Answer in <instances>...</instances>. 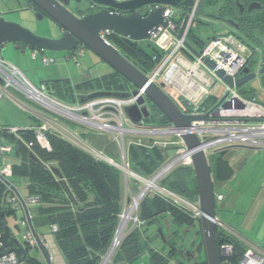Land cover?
<instances>
[{"label":"trees","instance_id":"obj_1","mask_svg":"<svg viewBox=\"0 0 264 264\" xmlns=\"http://www.w3.org/2000/svg\"><path fill=\"white\" fill-rule=\"evenodd\" d=\"M27 3L31 4L29 1ZM253 3L258 4L259 8L247 12L246 9ZM238 5L245 8L244 14L239 13ZM175 10L177 16L175 23L180 25L187 13L186 5L183 4ZM86 12L87 9L80 15ZM204 19L215 23L231 22L237 26L235 30L238 34L232 33V35L250 51L247 64H251L256 47H260L261 57L264 58V45L261 46L258 41V37L264 35V0H198L194 13V27L189 29L185 38L186 42L198 53L202 52L209 41L219 37L207 35L206 30H200L202 26H209L203 21ZM106 40L126 61L144 75L153 72L163 59V53L149 41L133 42L113 34L107 36ZM44 85L48 93L55 96L57 100H65L68 96L72 100V104L77 103L79 96L95 92L122 93L132 90L130 84L118 75L86 80L75 86L67 80L50 81ZM243 89L244 93L248 94L247 96H256L255 91L249 86H245ZM166 93L182 113L188 112L187 105L182 99L168 91ZM213 104L215 102L211 98H207L203 106L208 107ZM35 108L39 109L37 106ZM150 109L151 115L144 121L145 124L152 120L157 122L154 126L169 125L168 120L161 115L158 109L154 106H151ZM33 122L34 125L31 127L38 124L36 119H33ZM17 135L20 136L19 139L11 134H2L1 138L13 143L11 145L13 155L18 159L12 165L13 177L26 179L28 195L39 200L35 205L34 212L31 213L34 229L43 226H56V232L52 234V239L65 264H98L112 238L121 210L123 185L121 172L95 160L83 150L54 133H46L50 151L39 147L32 131L19 132ZM29 144L31 147H28ZM99 144L97 142L95 147L102 149L104 145ZM107 148L109 147L107 146ZM225 153V151H217L208 159L213 188L215 184L223 183L232 175L231 167L224 158ZM128 156L132 171L142 177H148L166 159L163 150L159 148L147 149L141 146H131ZM53 168L59 170L61 178L51 172ZM162 181L169 187L168 189L161 186L167 191L182 199L187 198L194 204L197 203V187L191 168L176 169ZM2 190L0 184V196ZM8 215L10 213H4L0 221L4 222L5 216ZM192 215L187 208L174 203L170 198L156 194L152 197H145L139 206V218L143 225L140 229L126 234L113 262L118 255L126 260H135L148 248L152 264H168L173 261L176 254L180 255V260L174 261V264H207L199 220L193 218ZM161 218H164L168 228L165 233L161 230L164 237H169L165 243L161 242L156 231L145 237L148 233V225L154 222L159 223ZM177 227H180L181 232L175 230ZM191 227H197L198 230L195 235L199 236L197 250L203 252L201 259L195 258L194 253H189L188 250L176 248L173 244V241L180 237V233H186ZM161 228L159 227V229ZM1 233H3L2 228H0ZM216 239L218 247L225 243L233 246L234 255L231 260L234 263L241 258L246 250L232 237L224 235L218 228ZM150 240L151 243L154 240H160L161 248L150 247ZM164 248H168V250L165 252ZM182 259H184V263H182ZM24 262L26 264H46L28 254Z\"/></svg>","mask_w":264,"mask_h":264},{"label":"built area","instance_id":"obj_2","mask_svg":"<svg viewBox=\"0 0 264 264\" xmlns=\"http://www.w3.org/2000/svg\"><path fill=\"white\" fill-rule=\"evenodd\" d=\"M112 1L121 3L128 0ZM176 17L175 10L168 8L163 15L164 20L168 22L167 28L159 29L147 40L163 53V59L153 72L146 76L154 84H165L166 92L182 99L188 108L186 115L206 117V120L193 122L187 129H174L170 124L165 127L147 126L144 123L145 120L134 124L127 117L124 109L136 104L138 97L143 96L142 90L137 96L125 99L103 96L84 103L77 101V103L67 105L50 95L45 85L34 86L17 68L0 58V82L3 83L4 90L11 89L39 107L36 114L38 124L34 127L20 129L0 127V184L3 189L0 196V214L4 216L6 212L16 214L17 210L23 211L24 217L21 225L25 227L23 243L25 248L38 250L32 230L33 225L31 227L32 217L29 206H35L39 200L31 195L21 197L18 188L9 181L13 178L12 165L5 164L1 160L5 155H11L13 148L1 142L2 134L16 135L19 132L32 131L39 147L50 151L46 133H54L95 160L121 172L123 183L121 210L112 238L98 264H112L126 234L142 227L139 206L143 199L152 192L183 205L193 214V218L199 220L198 202L192 205L187 204L165 188L159 187V183L174 170L185 167L192 169L191 156L193 153L202 152L208 161L210 156L221 150L211 152L212 148L218 146L264 148V104L258 100L257 96H247L243 88L230 89L223 84L225 89L218 102L212 106H203L204 101L210 97L208 88L215 83L213 80L219 81V79L213 71L202 64L200 59L188 52L181 41L177 40L180 25L175 23ZM193 27L194 13L192 12L188 16L185 37L189 29ZM109 35L110 32L101 33L103 38ZM85 49L80 46L68 53L67 59L73 60L78 65L79 58L85 54ZM43 53L44 51L41 50H33L31 57L34 59ZM200 55L201 58L210 59L216 69L232 78H237L247 67L250 51L233 36L227 35L209 41ZM41 60L44 65L53 63V60L44 56ZM171 89H174L177 94L172 93ZM70 124H77L87 131L84 134L73 133ZM89 133L107 135L110 138L109 144L115 151L113 152L114 157L105 153L108 144H105L102 149H97L92 144L86 143ZM184 135L195 136L201 144L195 150L188 151L182 139ZM131 146H141L147 149L159 148L165 152V162L148 177H142L134 173L130 167L128 151ZM28 147H31V144ZM222 198L220 194L214 192L215 205L220 203ZM49 231L51 234L55 233L56 226H50ZM38 237L44 245L41 236L38 235ZM233 255L234 250L231 244L225 243L218 247L219 264H264V255L256 253L252 248L246 249L235 263L231 260ZM0 264L26 263L24 259L19 260L15 254L7 253V249L0 243Z\"/></svg>","mask_w":264,"mask_h":264},{"label":"water","instance_id":"obj_3","mask_svg":"<svg viewBox=\"0 0 264 264\" xmlns=\"http://www.w3.org/2000/svg\"><path fill=\"white\" fill-rule=\"evenodd\" d=\"M27 1L38 10L34 16L37 20L47 19L54 25L56 37L37 36L21 25L7 22L3 17H0V48L13 43L31 50L68 54L78 46H83L111 68L112 71L108 75L120 76L130 84L132 90L122 93L95 92L79 96L78 102L84 103L90 99L103 96L125 99L130 96H137L142 90L143 96L138 97L136 104L124 109L125 114L134 124L150 118L151 111L146 104L158 109L174 129H187L191 127L193 122L206 120L205 116H192L182 113L165 92V84L152 83L146 75L126 61L106 38L101 37V33L110 32V34L133 42L147 41L151 34L158 32L159 29L167 28L168 22L164 20L163 15L168 8L177 9L183 4L186 5L187 13L180 24L176 38L182 42L188 52L200 59L204 66L213 71L222 84L230 89H242L245 86L250 87L252 81H257L264 88L263 57H259L258 61L253 59L249 67H246L239 77L232 78L225 72L216 69L215 64L210 59L201 58L200 53L186 42L184 33L188 24V16L196 9L198 0H128L121 3L112 0ZM82 3L95 5L99 7V11L85 14L79 18L68 8L70 4L82 6ZM256 8H259V5L253 3L248 6L246 11L251 12ZM238 9L239 13L242 14L244 8L238 5ZM143 11L144 13H142ZM231 24L233 23L230 22ZM61 31L64 33L62 34ZM182 139L188 151L195 150L201 144L193 135H184ZM30 156L32 157V154ZM191 159L197 187V212L199 213L206 263L219 264L216 239L218 220L216 218L210 166L205 155L200 151L193 153ZM35 160L37 161V159ZM51 172L56 177L61 178L58 169L53 168ZM1 217L3 214H0ZM0 228L3 230V233L0 234V243L7 249V253L15 254L19 260L25 259L29 249L25 248L23 243L20 244L12 238L9 228L1 221ZM32 230L38 244V251L41 252L44 262L50 264L49 252L41 244L33 227ZM157 234L163 243L169 239V237L163 236L161 229L157 230Z\"/></svg>","mask_w":264,"mask_h":264},{"label":"rangeland","instance_id":"obj_4","mask_svg":"<svg viewBox=\"0 0 264 264\" xmlns=\"http://www.w3.org/2000/svg\"><path fill=\"white\" fill-rule=\"evenodd\" d=\"M20 2V1H19ZM24 3V2H23ZM23 7V5L21 4ZM72 7V6H71ZM20 4L18 2H15L14 0H0V12H7L12 10L13 12L5 14L2 16L5 21L12 22L21 25L22 27L30 30L32 33H34L37 36L44 37V38H54L56 37V31L54 25L47 19L37 20L35 17H33L29 12H20ZM73 10L81 14L83 11H85V7L83 6H76L73 5ZM15 11V12H14ZM205 21V19L203 20ZM205 23H208L209 26H202L200 30H206L207 35H213L214 31H216V34L220 37H226L229 32H231L230 26H228L226 23L220 25L219 23L212 22L210 20H206ZM219 27H218V26ZM214 29V30H213ZM258 41L260 42V45H264V35L258 37ZM11 44V45H10ZM13 43H9L10 46H12ZM47 56L55 61L54 63H50L47 66L43 65L41 63L40 58L37 60H32L30 58V52H27L26 54H23V59L25 64L28 67V70L26 71V78L29 79V81L36 87L40 86V82L46 81L47 78H51L54 80L61 79V80H67L71 85L73 84H79L87 79L94 80L101 78L105 75H108L111 73V68L104 62H102L95 54L90 52L89 50L85 49V54L83 57L79 58V64L76 65L73 60L67 59L68 54L67 53H50L46 52ZM261 54L260 47L255 48V54L253 59L257 60L259 59ZM52 57V58H51ZM3 59L10 64L14 66L12 62L7 60V55L3 56ZM207 77H209L208 74H206ZM215 83L212 87L208 88L209 95L214 102H218V99L221 97L225 86L220 82V80H213ZM250 87L252 90L255 91L257 96L259 97L260 101L264 103V88L261 86V84L257 81H252L250 83ZM13 90H4L3 83L0 82V95L4 98L0 99V122L9 123L11 121L13 125L20 126L24 121V115H22L19 111V109H16L18 107L13 103L12 100L9 98V94L12 93ZM11 92V93H10ZM171 92L174 94H177V92L174 89H171ZM13 96H16L24 101V97H20L17 95V93H12ZM248 95V94H247ZM53 96V95H52ZM56 98L55 96H53ZM63 103L67 105H72V100L70 97L66 96L65 100H60ZM14 104V105H13ZM157 122H154L150 120L149 122H146L147 126H154ZM71 129H73V133L77 132L79 134H84L85 131H87L85 128H80L77 124H70L69 125ZM56 132H60L56 128H52ZM76 129V130H74ZM99 135V136H98ZM84 141V138H82ZM86 143L92 144L94 147L96 146L97 142L100 143L99 145H105L108 144V147L105 151L106 154H110L114 157V148L112 145H110V138L107 135H103L101 133H89L87 134ZM5 145H13L12 142L5 141ZM230 147V146H227ZM226 146H218L216 148H212L211 152L215 150H220L223 148H227ZM233 153L228 154L227 158L232 157L233 161L238 162L240 159L244 158V154L241 153V149L235 148L231 149ZM114 152V153H113ZM13 153L11 155H5L1 161H3L5 164L13 165L16 162H14ZM211 157V156H210ZM209 159V158H208ZM211 160V159H210ZM192 170V169H191ZM192 175L193 170H192ZM166 179V178H165ZM11 183H14L15 186L18 188L19 194L21 197H26L28 195L27 191V182L26 179H18V178H11L9 180ZM164 181H161L159 183V187L165 186L169 189V187L163 183ZM132 183V182H131ZM169 192V191H168ZM171 193V192H169ZM174 195L173 193H171ZM154 193L152 192L149 197H152ZM176 196V195H174ZM180 198V197H179ZM183 202L187 204H194L189 199L180 198ZM218 207L219 204H216ZM36 206H29V210L34 212ZM234 217H237L236 215H233ZM24 217V213L22 210H17L16 214H10L5 217V222L7 227L10 230L12 238L16 239L20 244L24 243V230L25 227L21 225V221ZM160 223V224H159ZM158 222H154L151 225H148V233L156 231L159 229V227L163 228L164 232H167V224L164 218L159 219ZM180 227L175 228V230H179ZM37 234H42L45 238V247L50 255V264H65L62 257L60 256L54 242L52 239V234L49 231V227L43 226V227H37L36 229ZM186 233L182 232L180 233V237L173 241V244L176 248L180 250H188L189 253H194L195 258H203V252L202 250L198 251L197 247L199 245L195 233L198 231L197 227H191L188 229ZM257 231V230H256ZM181 232V230H179ZM184 233V234H183ZM183 234V235H182ZM155 241V240H154ZM152 241L153 245H157L158 248H161L160 246V240H156L155 242ZM264 251V245H260ZM165 252L168 250V248L163 249ZM28 255L38 261H41L44 263L43 256L40 251L36 249H30L28 251ZM180 260V255L176 254L173 258V261H170L168 264H174V261ZM143 260H137L133 261L132 264H141ZM182 263H184V259H182ZM145 263L150 264L148 262V259H145Z\"/></svg>","mask_w":264,"mask_h":264},{"label":"crops","instance_id":"obj_5","mask_svg":"<svg viewBox=\"0 0 264 264\" xmlns=\"http://www.w3.org/2000/svg\"><path fill=\"white\" fill-rule=\"evenodd\" d=\"M19 1L22 3L24 2V0H19ZM220 27L222 26L220 25ZM213 35L214 36L217 35L216 31H214ZM10 45L6 44L5 46L0 48V58L3 59V56L7 55V60L12 62L14 64V67L17 68L25 78L28 67L24 62L22 56L23 54L30 52V58L32 60H37L38 58H40L41 60L42 56L50 59L47 56L46 52H44L41 55H38L36 58L33 59L31 57V52L33 50L27 49L19 44H12V46ZM50 60H53V58ZM54 60L53 63L55 62ZM26 79L29 81L28 78ZM50 81H55V80L52 79V77L47 78L46 81L40 82V85L42 84L44 85L46 83H49ZM56 81H59V79H57ZM75 85L78 84H74L73 86ZM49 91L52 92V90ZM12 93L15 92L12 91ZM12 93L9 94V97H5V98H9L10 100L13 101L15 105L18 106L16 107V109H19L20 113L24 115L25 121L20 126L13 125L11 121H9V123L0 122V127H14L18 129L31 127V125H34L33 119L34 120L36 119L37 109L32 103H30L25 98L23 101L22 99L13 96ZM255 95L257 96V94ZM18 96L22 97L20 94ZM2 98H4V96L3 97L0 96V99ZM209 98H211V96ZM258 100L260 101L259 97ZM206 101L207 99L204 102ZM31 117L33 118L31 119ZM15 138L19 139L20 136L16 134ZM1 142L4 143L5 140L1 138ZM235 148L241 149V153L244 154V158L240 159L236 163L235 161H233L232 157L227 158L228 154L233 153L231 152L232 151L231 149H235ZM220 151L226 152L224 158L227 160L229 166L231 167L232 175L223 183L220 184L217 183L214 186L215 191L223 197L222 201L218 203L219 206L218 207L215 206L216 218L218 220L217 228L224 235L232 237L245 249L252 248L256 253L264 255V251L260 246V245H264V148L252 149V148H245L240 146H230L227 148H223ZM12 156L14 158L13 159L14 162H17L18 159H16L14 155ZM233 215H236L237 217H234ZM161 230H163V228H161ZM149 233H146L145 237ZM37 235L41 236L45 245L46 240L43 237V235L42 234H37ZM154 246L155 245H153L150 240V247L153 248ZM155 248H157V245L155 246ZM145 259H148V262L152 264L149 259L148 248L144 250L142 255H140L139 257H137L135 260L132 261L121 258V256L118 255L116 260L112 264H132L133 261H137V260H143L141 264H147L145 263Z\"/></svg>","mask_w":264,"mask_h":264},{"label":"flooded vegetation","instance_id":"obj_6","mask_svg":"<svg viewBox=\"0 0 264 264\" xmlns=\"http://www.w3.org/2000/svg\"><path fill=\"white\" fill-rule=\"evenodd\" d=\"M15 2H18L19 4H20V12H23V11H27V12H29L33 17L35 16V14H36V12H38V10L32 5V4H28L27 3V1H24V3H22V2H19V0H14ZM21 4L23 5V7L21 6ZM73 5L74 4H70V6L68 7L69 8V10L73 13V14H75L76 16H78L79 18L80 17H82V16H84L85 14H88V13H94V12H97V11H99V7H97V6H95V5H88V4H86V3H82V6L83 7H85V9H87V12L85 13V14H83V15H80V14H78V13H76L74 10H73ZM72 6V7H71ZM244 8V7H243ZM175 10V9H174ZM11 12H13L12 10H10V11H7V12H0V16H4L5 14H8V13H11ZM15 12V11H14ZM175 12H176V10H175ZM244 12H245V8H244V11H243V13L242 14H244ZM142 13H144V11L142 12ZM193 13H195V10L193 11ZM225 24V23H224ZM228 26H230V28H231V32H229L230 34H231V36H233L232 35V33H236V34H238L237 33V31L235 30L236 29V25L233 23V24H231L230 25V23H226ZM61 33L63 34L64 33V31H61ZM61 35V34H60ZM234 37V36H233ZM235 38V37H234ZM80 46H78L77 48H79ZM76 48V49H77ZM75 49V50H76ZM261 57V56H260ZM247 67H249V64H247ZM165 92H166V90H165ZM146 106H147V108L149 109V110H151L150 109V105L149 104H146Z\"/></svg>","mask_w":264,"mask_h":264}]
</instances>
